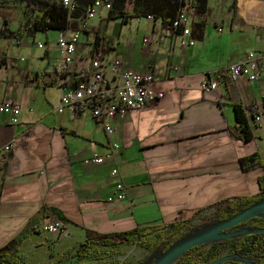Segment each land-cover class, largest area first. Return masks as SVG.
Masks as SVG:
<instances>
[{
  "label": "crops",
  "instance_id": "0c3cea01",
  "mask_svg": "<svg viewBox=\"0 0 264 264\" xmlns=\"http://www.w3.org/2000/svg\"><path fill=\"white\" fill-rule=\"evenodd\" d=\"M36 12L25 3H0V103L21 106L17 123L0 112V148L11 144L0 159V248L29 231L16 252L21 261L79 264L87 258L76 253L86 230L116 233L183 221L259 192L264 164L244 170L240 160L257 154L264 163V71L258 80L243 74L232 80L227 68L249 51L264 53V0H207L206 12L191 21L204 22L200 38L189 35L193 45H182L187 36H172L159 19L122 23L103 8L80 32L62 76L59 30H32ZM76 26L73 17L69 27ZM94 55L120 59L115 76L151 74L152 88L164 93L111 118V135L88 109L57 111L59 78L71 85L78 72L87 77ZM204 79L217 80V87L204 91ZM49 80L56 85H46ZM235 104L248 118V139L238 137ZM95 156L103 161L84 163ZM117 183L125 197L109 200ZM41 220L59 221L64 231L39 232ZM120 246L96 245L90 253Z\"/></svg>",
  "mask_w": 264,
  "mask_h": 264
},
{
  "label": "trees",
  "instance_id": "16d2710c",
  "mask_svg": "<svg viewBox=\"0 0 264 264\" xmlns=\"http://www.w3.org/2000/svg\"><path fill=\"white\" fill-rule=\"evenodd\" d=\"M25 3L28 7L36 10L30 26L34 31H46L49 29L67 28L70 23L68 9L60 1L49 0H0L3 2ZM93 0H74V9L71 12L72 17H79L84 13L87 6ZM185 0H111V8L108 10V18H119L122 23L135 17L151 15L153 19H159L164 30L174 35H179L183 31V25L175 27L173 22L177 19L181 7ZM193 9V15L202 16L207 10V0H190ZM82 5L84 7H82ZM204 30V22H191L190 34L193 37L200 38ZM55 80H49L46 85H56ZM261 115L264 116V101L260 104ZM235 119L238 129V137L248 139L251 136V128L244 109L240 104L234 105ZM241 167L244 170L250 169L256 165H263L257 154L242 158ZM259 192L250 196H239L229 201H221L214 206V218L208 222H215L224 219L237 211L249 206L264 196V173L258 177ZM198 211L194 216L183 221L172 222L160 225H150L140 228H134L128 231L116 233H98L92 230H86V241L81 243L77 250L79 258L88 257L90 249L98 246L116 247L118 245L137 244L144 249L149 250L150 256L157 250H164L173 242L179 240L192 232V220L200 213ZM249 222V223H248ZM245 227L248 231L264 228V216L253 217L243 221L239 226ZM29 231L24 232L17 239L7 243L0 248V264H27L17 258L16 252ZM150 234H154L153 239H148ZM264 232L238 234L226 240L230 241L229 253H236L242 257L250 258L256 264H264ZM203 244L197 245L184 252L173 264H200L202 256L196 255L195 251ZM96 252V251H95ZM146 257V258H147ZM55 264V263H53ZM222 264H244L239 261L230 260Z\"/></svg>",
  "mask_w": 264,
  "mask_h": 264
},
{
  "label": "built area",
  "instance_id": "2783aa9c",
  "mask_svg": "<svg viewBox=\"0 0 264 264\" xmlns=\"http://www.w3.org/2000/svg\"><path fill=\"white\" fill-rule=\"evenodd\" d=\"M61 4L69 10L70 19L71 12L74 9V0H59ZM109 10L111 8V0H93L86 8L84 13L77 18V26L75 28H63L59 30L56 45L59 54L64 62V66L58 71L62 76L66 67L73 61L80 32L86 28L87 21L95 17L101 9ZM193 9L190 0H185L181 7L177 19L173 22L175 27L184 26L183 31L179 34L181 37L187 36V39L181 38V44L193 45L194 39L190 37V23L193 18ZM148 18L153 19L151 15ZM221 31L222 28L217 29ZM143 39V43H146ZM42 47V43H38ZM121 60L118 58L108 60L99 55L92 56L91 73L86 77L85 72H78L74 82L71 85L64 84V80L59 78L60 99L58 112L64 108H72L77 111L88 109L92 117L100 122L107 135L113 133L110 119L116 115H122L128 110L140 108L146 104L154 103L163 98L164 93L152 88L153 76L149 73L140 74L132 70H123L119 75L115 76L118 65ZM264 71V53H256L254 51L247 52L237 61L230 64L227 68V74L230 79L235 80L240 75H245L249 81L258 80ZM218 85L217 80H202L200 87L204 91L215 89ZM0 112L10 113L11 121L17 123L21 113V106L18 102L3 101L0 103ZM261 115H254L255 123H259ZM11 144H6L0 148V159L6 154ZM111 147L117 149V143H112ZM103 161L102 156L89 157L84 159V163H100ZM1 163V162H0ZM1 165V164H0ZM117 170L113 169L112 173ZM117 192L109 197L122 199L125 197L123 185L117 183ZM35 228L42 233H62L64 227L59 221L41 220Z\"/></svg>",
  "mask_w": 264,
  "mask_h": 264
},
{
  "label": "water",
  "instance_id": "95a60500",
  "mask_svg": "<svg viewBox=\"0 0 264 264\" xmlns=\"http://www.w3.org/2000/svg\"><path fill=\"white\" fill-rule=\"evenodd\" d=\"M260 216H264V196L224 219L208 223L202 228L185 235L170 244L166 249L157 250L148 256L143 264H173L184 252L197 245L229 239L238 234L264 232V228L252 231H248L246 228L233 230L243 221ZM230 260L244 264H256L250 258L242 257L236 253L220 256L208 264H222Z\"/></svg>",
  "mask_w": 264,
  "mask_h": 264
},
{
  "label": "rangeland",
  "instance_id": "374dc122",
  "mask_svg": "<svg viewBox=\"0 0 264 264\" xmlns=\"http://www.w3.org/2000/svg\"><path fill=\"white\" fill-rule=\"evenodd\" d=\"M214 215V209H212L194 218L192 220V232L210 223L208 221L213 219ZM248 223L238 226V228H235L233 230L245 228ZM154 237V234H150L147 238L153 239ZM226 240L227 239L207 242L204 243L200 248H198L195 251V254H200L202 256L200 264H208L209 262L220 256L227 255L229 253L231 242H226ZM148 254L149 250L144 249L140 245L122 244V246L114 249L92 252L87 258L83 260V262L82 260L79 261V264H143Z\"/></svg>",
  "mask_w": 264,
  "mask_h": 264
},
{
  "label": "flooded vegetation",
  "instance_id": "af4514ba",
  "mask_svg": "<svg viewBox=\"0 0 264 264\" xmlns=\"http://www.w3.org/2000/svg\"><path fill=\"white\" fill-rule=\"evenodd\" d=\"M239 226V225H238ZM238 226H236L235 228H238Z\"/></svg>",
  "mask_w": 264,
  "mask_h": 264
}]
</instances>
